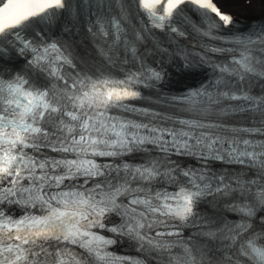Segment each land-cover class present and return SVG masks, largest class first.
<instances>
[{"label":"snow or ice","instance_id":"obj_1","mask_svg":"<svg viewBox=\"0 0 264 264\" xmlns=\"http://www.w3.org/2000/svg\"><path fill=\"white\" fill-rule=\"evenodd\" d=\"M260 3L0 0V264H264Z\"/></svg>","mask_w":264,"mask_h":264},{"label":"bare ground","instance_id":"obj_2","mask_svg":"<svg viewBox=\"0 0 264 264\" xmlns=\"http://www.w3.org/2000/svg\"><path fill=\"white\" fill-rule=\"evenodd\" d=\"M220 2L227 8H230L238 13H260L261 3L260 0H253V7L249 8L246 0H220Z\"/></svg>","mask_w":264,"mask_h":264}]
</instances>
